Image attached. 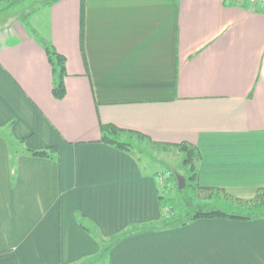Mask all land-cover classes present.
I'll return each mask as SVG.
<instances>
[{
  "label": "crops",
  "instance_id": "0c3cea01",
  "mask_svg": "<svg viewBox=\"0 0 264 264\" xmlns=\"http://www.w3.org/2000/svg\"><path fill=\"white\" fill-rule=\"evenodd\" d=\"M50 2L33 10L44 13L36 29L22 17L0 26V264L96 258L102 247L82 221L105 240L162 222L158 172L101 142L102 125L190 144L201 188L255 199L264 189V8ZM44 41L66 58L63 100ZM53 148L50 158L28 153ZM99 264H264V218L137 234Z\"/></svg>",
  "mask_w": 264,
  "mask_h": 264
},
{
  "label": "trees",
  "instance_id": "16d2710c",
  "mask_svg": "<svg viewBox=\"0 0 264 264\" xmlns=\"http://www.w3.org/2000/svg\"><path fill=\"white\" fill-rule=\"evenodd\" d=\"M27 0H0V3L4 4V8L0 12L5 10H9L14 7H18L19 5L23 4ZM61 0H51L50 5L57 3ZM225 4L226 0H223ZM228 6H235V3L227 4ZM243 8H248L249 5L245 4L242 6ZM264 8V7H259ZM257 11H260L259 9ZM24 22L27 23V19H24ZM82 29H83V22H82ZM83 31V30H82ZM42 47L44 48L46 55L48 57L49 63L52 67L53 71V96L57 100H63L66 96V88H65V78H66V58L60 55L56 49L47 41L42 42ZM101 133L102 138L101 142H104L108 145L114 146L116 149L125 151L127 153L132 154L138 160L140 158L135 153L133 144L130 142H123L119 139V136L122 134H127L129 136H135L137 139L141 141H146L154 146H159L163 148H171L177 150L178 152L184 155V162L183 168L187 171V175L183 176L186 178L187 186H191V183H194V188L201 194H206L209 199H214L221 197L226 202L225 204L228 206L226 208L220 207H212L207 209L206 207L203 208H194L191 206L192 209L188 211L186 214L181 215L178 212V206L176 199L172 196L173 189L174 191L181 192L178 189V182L175 177L168 172L164 173H157V178L160 181V202L162 209L167 211L164 214L163 220L158 225H149L147 227L141 228H131L128 231L124 232L122 235L117 236L115 238L105 240L98 236L96 229L91 225H88L86 222L82 221L81 226L87 232H90L92 236L96 240L99 241L102 251L99 256L94 259L88 260L82 264H99L106 261L109 257V254L114 246L121 243L122 241L141 233L147 232H155V231H162L166 229H174L180 228L188 225L197 220L201 219H236V220H243V221H250L255 220L258 218H264V211L262 212H255L250 213L249 211L255 209L257 207H264V189L258 191L256 197L252 201H242L239 199H235L228 194H226L222 190L212 189V188H201L198 183L199 179V167L201 162V155L199 150L187 143H183L180 145H164V144H156L152 143L148 140L145 136L137 133L125 132L123 130L118 129L113 125H102L101 126ZM55 148L45 151H29V155L33 157H44L50 158L52 157L53 152H55ZM175 181V184L173 183ZM173 184V185H172ZM177 186V187H176ZM240 206L241 208H245L248 212L247 213H236L231 212L229 209L233 206Z\"/></svg>",
  "mask_w": 264,
  "mask_h": 264
},
{
  "label": "rangeland",
  "instance_id": "374dc122",
  "mask_svg": "<svg viewBox=\"0 0 264 264\" xmlns=\"http://www.w3.org/2000/svg\"><path fill=\"white\" fill-rule=\"evenodd\" d=\"M44 1L45 0H27L18 7L0 12V26L4 25L12 19L22 17L23 19L26 18L27 22L34 26L36 29L37 23L41 20V18L44 17V13L40 12L35 15L34 9H37L36 11H38V9H41ZM3 6L4 4L0 3V11L2 10ZM119 139L123 142H130L134 145L133 148L135 153L140 158L143 166H145L146 169L150 172L157 171L158 173H164L169 171V173H171L175 177L177 182L178 176L187 175V171L183 168L184 155L177 150L154 146L153 144H150L146 141L137 139L135 136L122 134L121 136H119ZM13 147L14 149L18 148L17 144L15 143L13 144ZM173 183L175 184V181H173ZM172 196L177 201L178 212L181 215H184L188 211H190V209H192L191 206H194V208L206 207L207 209H210L212 207L226 208L228 206V204L226 205V202L221 197L209 199L206 194L199 193L194 188V183H191V186L184 188L183 190H181V192L174 191L173 189ZM229 211L236 213L248 212L245 208H241L238 205L234 207L232 206ZM254 211L257 213L261 211L263 212L264 207H257L253 210L251 209L249 212L254 213Z\"/></svg>",
  "mask_w": 264,
  "mask_h": 264
},
{
  "label": "built area",
  "instance_id": "2783aa9c",
  "mask_svg": "<svg viewBox=\"0 0 264 264\" xmlns=\"http://www.w3.org/2000/svg\"><path fill=\"white\" fill-rule=\"evenodd\" d=\"M235 3L236 6H249L264 7V0H226L227 4Z\"/></svg>",
  "mask_w": 264,
  "mask_h": 264
},
{
  "label": "water",
  "instance_id": "95a60500",
  "mask_svg": "<svg viewBox=\"0 0 264 264\" xmlns=\"http://www.w3.org/2000/svg\"><path fill=\"white\" fill-rule=\"evenodd\" d=\"M178 189L183 190L187 186L186 178L183 176H178Z\"/></svg>",
  "mask_w": 264,
  "mask_h": 264
}]
</instances>
